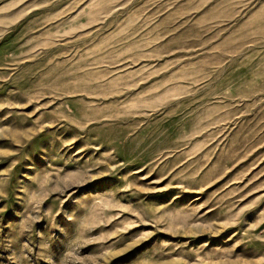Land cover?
<instances>
[{
  "label": "rangeland",
  "instance_id": "374dc122",
  "mask_svg": "<svg viewBox=\"0 0 264 264\" xmlns=\"http://www.w3.org/2000/svg\"><path fill=\"white\" fill-rule=\"evenodd\" d=\"M0 264H264V0H0Z\"/></svg>",
  "mask_w": 264,
  "mask_h": 264
}]
</instances>
